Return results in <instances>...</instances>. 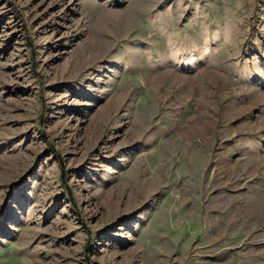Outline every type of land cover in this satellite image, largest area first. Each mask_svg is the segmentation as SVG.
I'll list each match as a JSON object with an SVG mask.
<instances>
[{
  "label": "rangeland",
  "instance_id": "obj_1",
  "mask_svg": "<svg viewBox=\"0 0 264 264\" xmlns=\"http://www.w3.org/2000/svg\"><path fill=\"white\" fill-rule=\"evenodd\" d=\"M0 264H264V0H0Z\"/></svg>",
  "mask_w": 264,
  "mask_h": 264
},
{
  "label": "bare ground",
  "instance_id": "obj_2",
  "mask_svg": "<svg viewBox=\"0 0 264 264\" xmlns=\"http://www.w3.org/2000/svg\"><path fill=\"white\" fill-rule=\"evenodd\" d=\"M186 142L184 140H174L171 139L168 141V144H170V149L164 152V153H160L159 155H155L153 157L152 160V164H150V161L147 163V169L145 170V174H146V179H139L136 177L137 173L139 172L136 171L134 172L135 174H133V178H132V186H131V191L134 190H141L143 191V195H145L148 192H151L152 190L156 189L157 187H160L163 185L164 181H168L170 180L172 177H170V173H171V165L173 164V160H171V158L169 157V154L171 152H176L177 147L180 146V144H183L185 147L184 150H187L190 148L189 144L183 143ZM182 149V148H181ZM167 153V154H166ZM185 154H187V156L192 155V154H188L186 151H184ZM172 154V153H171ZM158 156V157H156ZM170 158V159H169ZM166 161V163H165ZM190 164L193 163V159L192 156L190 157ZM152 165V166H151ZM141 169V168H140ZM152 170L153 172H151V175L149 174V170ZM131 184V183H130ZM129 192V193H130ZM145 193V194H144ZM179 201H176V203H178Z\"/></svg>",
  "mask_w": 264,
  "mask_h": 264
}]
</instances>
